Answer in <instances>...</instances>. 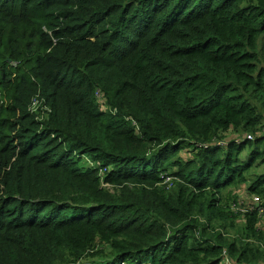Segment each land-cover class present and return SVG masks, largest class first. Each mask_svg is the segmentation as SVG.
<instances>
[{
	"label": "trees",
	"instance_id": "trees-1",
	"mask_svg": "<svg viewBox=\"0 0 264 264\" xmlns=\"http://www.w3.org/2000/svg\"><path fill=\"white\" fill-rule=\"evenodd\" d=\"M263 166L264 0H0V264H264Z\"/></svg>",
	"mask_w": 264,
	"mask_h": 264
},
{
	"label": "built area",
	"instance_id": "built-area-1",
	"mask_svg": "<svg viewBox=\"0 0 264 264\" xmlns=\"http://www.w3.org/2000/svg\"><path fill=\"white\" fill-rule=\"evenodd\" d=\"M249 138H252V136L249 135ZM261 201H262V200L260 199L259 196L254 195V196L251 198V205H245V204H244L242 210L252 209L251 206H253L255 203L259 206V202H261ZM260 213L264 216V208H261V209H260ZM263 219H264V218H263Z\"/></svg>",
	"mask_w": 264,
	"mask_h": 264
},
{
	"label": "rangeland",
	"instance_id": "rangeland-1",
	"mask_svg": "<svg viewBox=\"0 0 264 264\" xmlns=\"http://www.w3.org/2000/svg\"><path fill=\"white\" fill-rule=\"evenodd\" d=\"M251 171L262 173V172L264 171V166H263L261 169H258V170H251ZM171 185H172V184H171ZM239 198L241 199V201H243V200H245L246 198H248V196H245V195H242V194H241ZM240 199H239V200H240ZM241 227H242V223L238 224V225H237V228H233V229L229 228V229H228V232L231 233V235H235V234H236V229H240Z\"/></svg>",
	"mask_w": 264,
	"mask_h": 264
}]
</instances>
